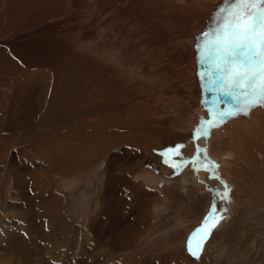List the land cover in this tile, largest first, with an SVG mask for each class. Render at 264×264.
<instances>
[{
    "label": "rangeland",
    "instance_id": "1",
    "mask_svg": "<svg viewBox=\"0 0 264 264\" xmlns=\"http://www.w3.org/2000/svg\"><path fill=\"white\" fill-rule=\"evenodd\" d=\"M145 1L124 13L122 0H0V264H264V106L219 123L241 101L199 73L200 34L228 0ZM209 120L218 126L193 139ZM203 139L218 178L164 163ZM16 237L30 257L7 246Z\"/></svg>",
    "mask_w": 264,
    "mask_h": 264
},
{
    "label": "snow or ice",
    "instance_id": "2",
    "mask_svg": "<svg viewBox=\"0 0 264 264\" xmlns=\"http://www.w3.org/2000/svg\"><path fill=\"white\" fill-rule=\"evenodd\" d=\"M219 12L216 26L200 34L196 47L200 53L199 62L208 63L204 76L209 85L219 84L217 91L241 101L235 109L225 108L216 112L218 121L223 122L238 113L247 114L258 105L264 106V0H231L229 6L220 8ZM214 126H218L216 120L205 121L194 130L193 139L206 137ZM182 147L177 144L175 148L165 150L162 153L165 156L164 163L177 172L188 163L197 169L206 167L211 171L212 178H218L215 172L218 165L212 162L209 166L200 161V152H206V149L197 148V154L191 160L182 157L178 161H170L167 154L180 156L179 149ZM228 192L227 185L222 193L219 190L213 191V204L201 228L217 214L216 199H228ZM223 218L222 215L218 216L216 223ZM200 231V228L196 230L197 233ZM209 234L205 232V236ZM202 248V242L194 248L192 239H189L188 251L191 255L199 256Z\"/></svg>",
    "mask_w": 264,
    "mask_h": 264
},
{
    "label": "bare ground",
    "instance_id": "3",
    "mask_svg": "<svg viewBox=\"0 0 264 264\" xmlns=\"http://www.w3.org/2000/svg\"><path fill=\"white\" fill-rule=\"evenodd\" d=\"M124 3H125V5L123 4V6L124 7H122V11L124 12V13H131V12H136V11H138L139 9H142L143 10V8L145 7V6H143L144 4H145V0H122ZM180 1H182V0H179L178 2H180ZM191 1V0H190ZM188 2V1H187ZM194 2H195V4L196 5H199V6H209L210 5V7L212 6H214L215 4H218V0H194ZM225 3V2H224ZM231 3V0L229 1H227L226 2V7L225 8H227L228 6H229V4ZM187 4V3H186ZM223 4V3H222ZM147 6V5H146ZM219 6V5H218ZM224 6V5H223ZM211 7V8H212ZM202 9H205V10H207V8H202ZM215 12V11H214ZM202 12H200V14H201ZM204 14V13H203ZM212 14V13H211ZM217 14H219V13H217ZM185 15H187V14H178L177 16H176V19H177V22H179V23H177V24H182V25H185L186 23V21L188 20L187 19V17L185 16ZM189 15V14H188ZM183 21H185V22H183ZM188 23V22H187ZM148 25V24H147ZM150 26V25H149ZM148 26V27H149ZM194 26V25H193ZM156 27V29H157V26H155ZM189 28V27H188ZM188 28H187V26H186V29L185 30H180V33H181V35H178V37H180V36H183V35H185L186 34V32H188L187 30H188ZM42 29V28H41ZM153 30V29H152ZM155 31V30H154ZM158 31V32H157ZM156 32H157V34L159 33V29L158 30H156ZM155 32V33H156ZM161 32V31H160ZM177 32V31H176ZM179 33V34H180ZM161 35H157V39H160V42H163L164 41V39H165V36L166 35H164V33L162 32V33H160ZM189 34V33H188ZM156 34H154V39H155V36ZM170 36V35H169ZM171 39H172V37H171ZM175 39H176V37H175ZM178 39H182V38H178ZM184 39V38H183ZM200 39V38H199ZM35 41V40H34ZM166 41V40H165ZM23 42V41H22ZM35 44V43H34ZM159 46V45H158ZM60 49V48H59ZM61 53V52H60ZM59 54V53H58ZM193 54V53H192ZM198 54V53H197ZM65 55H66V53H65ZM173 55V54H172ZM180 55H182V59H185L187 56H185V58H184V55L183 54H181L180 53ZM63 56V55H62ZM174 57V56H173ZM60 58V57H59ZM58 58V59H59ZM62 58V57H61ZM172 58V57H171ZM175 58V57H174ZM168 59V58H167ZM55 60V59H54ZM172 60V59H171ZM50 61V60H49ZM62 62V61H61ZM77 63V62H76ZM200 63V62H199ZM54 65H56V66H58L59 67V65L61 64L58 60H56L55 61V63H53ZM191 66L192 67H196V64H195V62H194V60H192L191 61ZM191 68V67H190ZM50 69V68H49ZM58 72V71H57ZM196 72V71H195ZM199 73H201V75H203L204 76V73H205V71L203 70V71H199ZM199 75V74H198ZM200 78V79H199ZM3 79V78H2ZM199 79V80H198ZM194 82H193V89H194V91L198 94L199 93V103H201V104H204L203 103V98H202V81H201V76H196L195 78H194V80H193ZM4 85V84H3ZM183 86V85H182ZM192 91V90H191ZM193 93V92H192ZM114 94V93H113ZM112 94V95H113ZM196 94V95H197ZM177 95H179V94H177ZM137 96V95H136ZM198 96V95H197ZM139 97V96H138ZM217 97V96H216ZM226 98L227 99H229V98H232L231 96H229V95H226ZM195 100V99H194ZM193 100V101H194ZM230 100V99H229ZM197 102V101H196ZM30 103V102H29ZM107 103V102H106ZM239 103V102H238ZM111 106V105H110ZM200 107V106H199ZM112 108V107H111ZM109 109V108H108ZM235 109V108H234ZM220 123V122H219ZM212 132V131H211ZM214 132H216V131H214ZM186 134V133H185ZM235 136V135H234ZM237 137V136H236ZM206 139H203L201 142H200V144L201 145H203V147L207 150V153L209 154V145H210V143H209V141L208 142H206L205 141ZM81 143V142H80ZM209 143V144H208ZM106 144V143H105ZM104 144V145H105ZM109 144V143H108ZM101 147V146H100ZM95 148V147H94ZM56 153V152H55ZM58 153V152H57ZM57 158V157H56ZM76 158V157H75ZM223 160V159H222ZM4 163V162H3ZM55 166V165H54ZM131 167H133V166H131ZM110 176V175H109ZM199 176H201V177H203V174H201V173H198L197 174V177L199 178ZM39 194V193H38ZM59 198V197H58ZM147 200V199H146ZM155 205V204H154ZM54 209V208H53ZM5 230V229H4ZM3 231V230H2ZM23 233V232H22ZM4 234H5V232H4ZM18 237H16V238H13V240L11 239V240H8V243H7V246L8 247H12V248H10V250H14V251H16V252H19V253H24V254H26L28 257H30L34 252L32 251V250H35V249H32V250H30V249H28V248H31V245L30 244H27L26 242H22V239L21 238H18V241H16V239H17ZM27 240V239H26ZM54 243V242H53ZM48 245H49V243H47ZM55 244V243H54ZM2 245V244H1ZM56 245V244H55ZM8 247H6V248H8ZM36 247V246H35ZM39 247V246H38ZM37 247V248H38ZM33 248V247H32ZM53 248V247H52ZM9 249V248H8ZM54 249V248H53ZM56 249V248H55ZM42 250H43V248H42ZM40 252V251H39ZM45 252V251H44ZM48 252V251H47ZM46 252V253H47ZM36 253V252H35ZM43 253V252H42ZM38 254V253H37ZM52 254V253H51ZM55 254V253H54ZM56 255H57V253H56ZM4 257H5V255H4ZM37 258V257H36ZM54 258V257H53ZM50 259V258H49ZM38 260V262H39V260H43V258H42V255H41V257L40 258H38L37 259ZM55 260V259H54ZM57 260H59L58 259V256H57ZM5 262H8L9 260H4ZM36 261V260H35ZM10 262V261H9ZM54 262H56V260L54 261ZM62 262V261H61ZM64 263V262H63ZM36 264V263H35ZM41 264V263H40Z\"/></svg>",
    "mask_w": 264,
    "mask_h": 264
}]
</instances>
